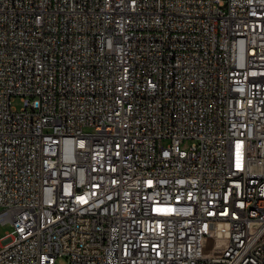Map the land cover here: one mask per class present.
Wrapping results in <instances>:
<instances>
[{
    "label": "built area",
    "instance_id": "2783aa9c",
    "mask_svg": "<svg viewBox=\"0 0 264 264\" xmlns=\"http://www.w3.org/2000/svg\"><path fill=\"white\" fill-rule=\"evenodd\" d=\"M0 223V264H264V0H0Z\"/></svg>",
    "mask_w": 264,
    "mask_h": 264
},
{
    "label": "rangeland",
    "instance_id": "374dc122",
    "mask_svg": "<svg viewBox=\"0 0 264 264\" xmlns=\"http://www.w3.org/2000/svg\"><path fill=\"white\" fill-rule=\"evenodd\" d=\"M12 106L16 109V110H20L21 107L23 106V103L21 102V100L16 97L14 98V100L12 101ZM11 228L9 225L7 224H1L0 223V237L4 236L5 233L7 231H10ZM55 264H69L68 259L66 257H58L55 260Z\"/></svg>",
    "mask_w": 264,
    "mask_h": 264
}]
</instances>
